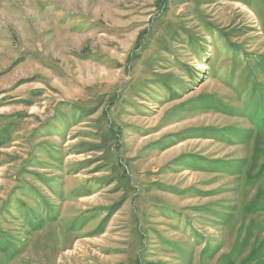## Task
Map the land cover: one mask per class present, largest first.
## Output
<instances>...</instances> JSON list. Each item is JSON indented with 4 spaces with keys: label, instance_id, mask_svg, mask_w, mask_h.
Returning a JSON list of instances; mask_svg holds the SVG:
<instances>
[{
    "label": "rangeland",
    "instance_id": "obj_1",
    "mask_svg": "<svg viewBox=\"0 0 264 264\" xmlns=\"http://www.w3.org/2000/svg\"><path fill=\"white\" fill-rule=\"evenodd\" d=\"M0 264H264V0H0Z\"/></svg>",
    "mask_w": 264,
    "mask_h": 264
},
{
    "label": "bare ground",
    "instance_id": "obj_2",
    "mask_svg": "<svg viewBox=\"0 0 264 264\" xmlns=\"http://www.w3.org/2000/svg\"><path fill=\"white\" fill-rule=\"evenodd\" d=\"M81 244H82V243H80V245H81ZM77 246H78V245H77ZM77 246H76V247H77ZM66 256H69V255H66ZM66 258H67V257H66Z\"/></svg>",
    "mask_w": 264,
    "mask_h": 264
}]
</instances>
